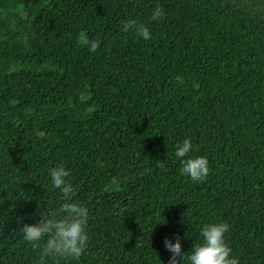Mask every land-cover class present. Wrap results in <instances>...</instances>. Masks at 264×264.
<instances>
[{"label":"trees","instance_id":"obj_1","mask_svg":"<svg viewBox=\"0 0 264 264\" xmlns=\"http://www.w3.org/2000/svg\"><path fill=\"white\" fill-rule=\"evenodd\" d=\"M186 138L203 181L180 173ZM60 164L90 239L58 264H168L165 238L187 254L217 222L264 264V0H0V264H40L21 227L58 212Z\"/></svg>","mask_w":264,"mask_h":264},{"label":"clouds","instance_id":"obj_2","mask_svg":"<svg viewBox=\"0 0 264 264\" xmlns=\"http://www.w3.org/2000/svg\"><path fill=\"white\" fill-rule=\"evenodd\" d=\"M165 11L157 6L151 19L160 21ZM123 31H135V34L144 39H151L150 29L139 24L135 19H127L122 22ZM89 51L96 52L100 42L93 40ZM193 150L190 138L184 139L175 145V157L180 160V173L189 177L193 182H200L209 174V162L206 157L189 156ZM187 157V158H185ZM52 187L62 195L63 203L58 212L43 215L36 223H23L21 230L23 239L34 248L40 249V264L51 259L54 264L59 261L79 260L86 251L89 242L87 231L89 223V212L87 207L79 202L73 201L74 186L68 179L71 175L69 169L63 164L49 169ZM231 226L227 222L208 223L201 228V243L192 246L189 253H183L182 243L179 237L165 238V247L172 253L168 264H183L187 255L188 264H240L239 258L232 254V249L227 242V233ZM175 239V242H173ZM179 258V259H178Z\"/></svg>","mask_w":264,"mask_h":264}]
</instances>
